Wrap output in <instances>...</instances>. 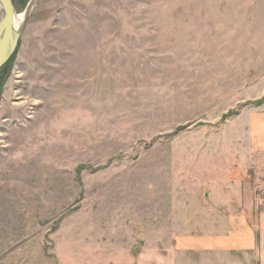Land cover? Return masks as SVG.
<instances>
[{
	"label": "rangeland",
	"instance_id": "374dc122",
	"mask_svg": "<svg viewBox=\"0 0 264 264\" xmlns=\"http://www.w3.org/2000/svg\"><path fill=\"white\" fill-rule=\"evenodd\" d=\"M7 64L0 264H156L264 103V0H39Z\"/></svg>",
	"mask_w": 264,
	"mask_h": 264
},
{
	"label": "crops",
	"instance_id": "0c3cea01",
	"mask_svg": "<svg viewBox=\"0 0 264 264\" xmlns=\"http://www.w3.org/2000/svg\"><path fill=\"white\" fill-rule=\"evenodd\" d=\"M244 134L236 153L228 149V163L197 186L194 218L173 227L170 257L158 254L156 264H264V199L255 193L264 178V103L250 110Z\"/></svg>",
	"mask_w": 264,
	"mask_h": 264
},
{
	"label": "water",
	"instance_id": "95a60500",
	"mask_svg": "<svg viewBox=\"0 0 264 264\" xmlns=\"http://www.w3.org/2000/svg\"><path fill=\"white\" fill-rule=\"evenodd\" d=\"M39 0H29L23 14V20L17 27L19 16L13 0H0V70L11 60L18 50L21 37L31 14Z\"/></svg>",
	"mask_w": 264,
	"mask_h": 264
},
{
	"label": "built area",
	"instance_id": "2783aa9c",
	"mask_svg": "<svg viewBox=\"0 0 264 264\" xmlns=\"http://www.w3.org/2000/svg\"><path fill=\"white\" fill-rule=\"evenodd\" d=\"M256 189L258 190L257 192L261 195V196H264V181L262 182H258L256 184Z\"/></svg>",
	"mask_w": 264,
	"mask_h": 264
},
{
	"label": "trees",
	"instance_id": "16d2710c",
	"mask_svg": "<svg viewBox=\"0 0 264 264\" xmlns=\"http://www.w3.org/2000/svg\"><path fill=\"white\" fill-rule=\"evenodd\" d=\"M7 66H8V64L5 67H3V69L0 71V85L2 84V78H3L2 75H3L4 71L6 70ZM262 101H264V98H263V100H260V102H262Z\"/></svg>",
	"mask_w": 264,
	"mask_h": 264
},
{
	"label": "bare ground",
	"instance_id": "6f19581e",
	"mask_svg": "<svg viewBox=\"0 0 264 264\" xmlns=\"http://www.w3.org/2000/svg\"><path fill=\"white\" fill-rule=\"evenodd\" d=\"M22 20H23V15L17 18V20H16V26L17 27L21 24Z\"/></svg>",
	"mask_w": 264,
	"mask_h": 264
}]
</instances>
